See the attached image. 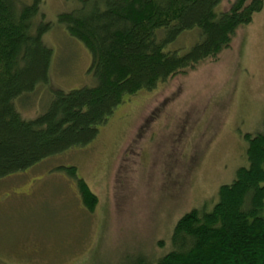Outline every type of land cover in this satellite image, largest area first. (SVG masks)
I'll list each match as a JSON object with an SVG mask.
<instances>
[{
	"label": "rangeland",
	"instance_id": "rangeland-1",
	"mask_svg": "<svg viewBox=\"0 0 264 264\" xmlns=\"http://www.w3.org/2000/svg\"><path fill=\"white\" fill-rule=\"evenodd\" d=\"M77 7L44 0L50 78L15 102L25 119L43 113L55 89L96 84L90 52L59 22ZM198 40L186 34L172 48L185 54ZM263 128L264 9L217 58L125 98L89 145L0 180V264H156L177 221L211 211L219 188L248 166L244 136ZM71 166L97 196L92 212L60 170Z\"/></svg>",
	"mask_w": 264,
	"mask_h": 264
},
{
	"label": "trees",
	"instance_id": "trees-1",
	"mask_svg": "<svg viewBox=\"0 0 264 264\" xmlns=\"http://www.w3.org/2000/svg\"><path fill=\"white\" fill-rule=\"evenodd\" d=\"M71 1L78 7L59 22L90 52L96 84L55 89L45 111L25 119L15 102L49 82L53 52L43 37L51 24L43 21L44 0H0V180L89 145L125 98L217 58L264 9V0H233L224 12L221 0ZM183 34H199L185 54L172 48ZM244 139L248 166L219 188L211 211L193 209L177 221L171 249L156 264H264V128ZM60 170L92 212L97 196L77 168Z\"/></svg>",
	"mask_w": 264,
	"mask_h": 264
}]
</instances>
